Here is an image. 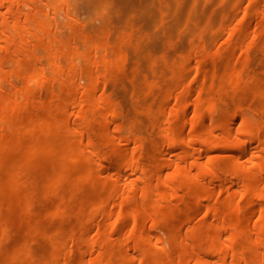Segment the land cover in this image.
Wrapping results in <instances>:
<instances>
[{
	"label": "bare ground",
	"instance_id": "1",
	"mask_svg": "<svg viewBox=\"0 0 264 264\" xmlns=\"http://www.w3.org/2000/svg\"><path fill=\"white\" fill-rule=\"evenodd\" d=\"M115 1L0 0V264H264V0H162L128 77Z\"/></svg>",
	"mask_w": 264,
	"mask_h": 264
},
{
	"label": "rangeland",
	"instance_id": "2",
	"mask_svg": "<svg viewBox=\"0 0 264 264\" xmlns=\"http://www.w3.org/2000/svg\"><path fill=\"white\" fill-rule=\"evenodd\" d=\"M213 1L216 2V0H213ZM199 3L201 6H204V7L207 6L206 0H200ZM211 3L214 5V8H215L216 5H215V3L212 2V0H211L210 4ZM119 6L120 5L115 0H107V2H106L107 13L109 15H113L112 19L115 20V21H113L114 24H117V22H118L116 20V18H117L116 12H117ZM210 6L212 7V5H210ZM161 7H162L161 21L163 23L161 25H162V27L165 28L163 30L152 26L154 24L153 22L155 21L154 19H156L157 16H160ZM186 8H188V7H186ZM139 11H141V10H139ZM139 11H137V12H139ZM139 13H142V14L136 15V13H134V15H133V12H132V16H135V17H131L134 19V20L132 19V21H133L132 29L134 30V33L136 35H139L142 33L145 36L147 35L149 38L157 37L159 40V43H157L158 45L154 46V47H149L148 45L140 47L139 51L141 52L142 57L139 59L138 62L135 61V59H132V57H130L127 60V64H126L127 68L125 67L126 72H127L126 77L129 76L132 69L135 68L137 65H140V67H141V68H139L141 75L149 76L150 68H149V65L147 63L148 56L152 57L153 62L155 64V67H162L165 64L163 57H168L171 55H175L177 53L179 54V53L184 52L187 49V44H186L187 41H185L186 36H184L182 26H179L178 28H176L172 33H168V30L166 29L167 24L168 23L170 24V22L173 21V20H171V16H172V18L174 17L173 16V13H174L173 5L167 4L165 6L162 0H154L152 7H151V11H149L148 13H145V12H139ZM163 25H165V26H163ZM113 30H114L113 31L114 32L113 39H114L115 36L117 35L118 29L114 28ZM129 49H130V51L132 50V54H134L133 52H137V51H134V49H131V48H129ZM129 49H128V52H129ZM129 55H131V54H129ZM259 56H260V54H259ZM257 59H259V58H257ZM263 59H264V57H263ZM263 59L260 61L259 64H261V63L264 64ZM257 63H258V61H257ZM259 64H257V68H258V66L260 67ZM258 70H259V68H258ZM118 76H120V78H121L122 74L117 73L115 77H118ZM126 77H124L122 80H124ZM113 91H115L114 92L115 95L118 96L117 97V99H119L118 101L121 102V104L125 103V104H123L124 106H126V104H127L128 111L131 114L134 113L132 111V108L130 110V107H129L130 104L133 103V100L131 99V97L127 93L126 89L117 83L113 86Z\"/></svg>",
	"mask_w": 264,
	"mask_h": 264
}]
</instances>
